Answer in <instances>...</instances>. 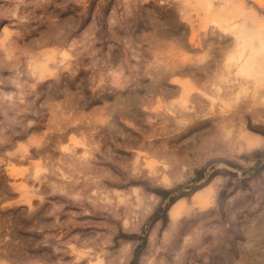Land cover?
<instances>
[{
    "label": "rangeland",
    "instance_id": "1",
    "mask_svg": "<svg viewBox=\"0 0 264 264\" xmlns=\"http://www.w3.org/2000/svg\"><path fill=\"white\" fill-rule=\"evenodd\" d=\"M0 264H264V0H0Z\"/></svg>",
    "mask_w": 264,
    "mask_h": 264
}]
</instances>
